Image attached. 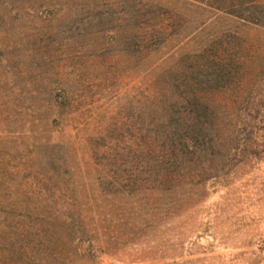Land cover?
Masks as SVG:
<instances>
[{
  "label": "rangeland",
  "instance_id": "1",
  "mask_svg": "<svg viewBox=\"0 0 264 264\" xmlns=\"http://www.w3.org/2000/svg\"><path fill=\"white\" fill-rule=\"evenodd\" d=\"M203 1L0 0V264H264V28ZM213 42L250 51L224 91L249 100L202 186L154 96Z\"/></svg>",
  "mask_w": 264,
  "mask_h": 264
},
{
  "label": "trees",
  "instance_id": "2",
  "mask_svg": "<svg viewBox=\"0 0 264 264\" xmlns=\"http://www.w3.org/2000/svg\"><path fill=\"white\" fill-rule=\"evenodd\" d=\"M203 4L264 28V0H205ZM138 29L145 34L137 41L132 33ZM147 30L142 24L129 23L119 31L126 43L135 39L140 50L151 51L145 40ZM249 52L244 46L228 49L213 42L210 48L195 52L190 61L189 57L182 60L181 70L175 69L164 84L156 86L160 95L154 96L155 104L163 103L162 107L169 109L158 121L165 127V139L176 149L173 162L179 170L186 167L194 185L230 180L233 156L239 150L238 128L249 96L240 99L225 96L224 91L239 81V73L251 57ZM226 126L230 127L224 129ZM184 161L188 167H182Z\"/></svg>",
  "mask_w": 264,
  "mask_h": 264
}]
</instances>
